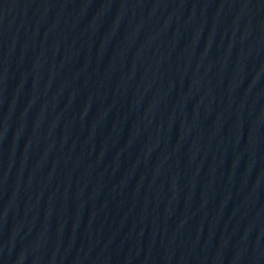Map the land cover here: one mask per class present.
<instances>
[{"label": "water", "instance_id": "1", "mask_svg": "<svg viewBox=\"0 0 264 264\" xmlns=\"http://www.w3.org/2000/svg\"><path fill=\"white\" fill-rule=\"evenodd\" d=\"M0 264H264V0H0Z\"/></svg>", "mask_w": 264, "mask_h": 264}]
</instances>
